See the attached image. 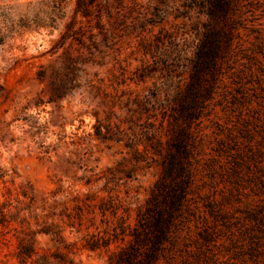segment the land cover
Masks as SVG:
<instances>
[{"label": "rangeland", "instance_id": "1", "mask_svg": "<svg viewBox=\"0 0 264 264\" xmlns=\"http://www.w3.org/2000/svg\"><path fill=\"white\" fill-rule=\"evenodd\" d=\"M237 2L170 264L264 261V0ZM203 3L0 0V264H121L161 178V108L188 82Z\"/></svg>", "mask_w": 264, "mask_h": 264}, {"label": "trees", "instance_id": "2", "mask_svg": "<svg viewBox=\"0 0 264 264\" xmlns=\"http://www.w3.org/2000/svg\"><path fill=\"white\" fill-rule=\"evenodd\" d=\"M237 1L204 0L200 6L206 20L193 56L188 60V82L161 108V123H166L169 135L165 152H159L162 156L161 178L137 217L136 227L130 234L132 243L120 252L121 264L171 262V256L166 253L167 245L172 243L177 218L188 207V196L194 182V129L199 126L217 93L223 62L233 52L238 38L241 24L240 16L235 12ZM140 77L143 80L145 74ZM96 135L101 134L96 132ZM260 244L258 247L264 256V241ZM253 264H264V261L255 259Z\"/></svg>", "mask_w": 264, "mask_h": 264}]
</instances>
